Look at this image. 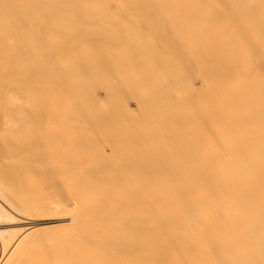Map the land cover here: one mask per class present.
Returning <instances> with one entry per match:
<instances>
[{
  "label": "bare ground",
  "instance_id": "1",
  "mask_svg": "<svg viewBox=\"0 0 264 264\" xmlns=\"http://www.w3.org/2000/svg\"><path fill=\"white\" fill-rule=\"evenodd\" d=\"M35 1L33 11L44 21L32 24L38 34L32 31L35 38L47 34L36 39L44 52L31 49L39 57L26 70L22 66L30 51L11 36L5 39L22 48L13 46L14 56L23 58L8 57L7 64L15 68L0 62L3 81L14 77L21 80L18 86L25 85L17 88L12 81L14 86L0 88L14 92L5 104V98L0 100L5 105L0 124L21 121L28 129L23 143L15 125L11 131L0 127L17 133L19 140L11 138L23 144L12 145L20 148L14 150L17 155L13 147L3 155L11 161L4 173L15 174L16 183L26 181L16 184L18 203L12 196L15 183L8 186L0 178V220L15 217L18 207L30 209L34 221L13 232L0 229V245L13 247L0 250V263L264 264V0H231L251 16L262 9L254 19L243 17L249 21L241 26L249 22L250 30L240 27L251 31L248 35L231 32L230 26V33L223 30L237 15L218 28L227 15L217 17L216 25L212 17L222 11L215 16L203 5L211 16L201 9L204 17L201 0L195 9L185 0H176L183 7L173 0L174 6L168 0ZM5 3L3 24L12 20L15 25L16 14L33 12L26 5L9 11L12 2ZM242 4L256 6L247 12ZM199 18L200 24L206 20L217 27L199 26L194 22ZM34 36L29 40L35 42ZM9 133L5 140L12 143ZM7 186L13 188L11 196ZM51 218L67 231L56 244L49 238L54 247L32 251L31 259L37 255L32 262L25 244L38 229L31 227ZM35 235L32 242L38 240Z\"/></svg>",
  "mask_w": 264,
  "mask_h": 264
},
{
  "label": "rangeland",
  "instance_id": "2",
  "mask_svg": "<svg viewBox=\"0 0 264 264\" xmlns=\"http://www.w3.org/2000/svg\"><path fill=\"white\" fill-rule=\"evenodd\" d=\"M8 1H9V0H8ZM8 1H7V0H4V2H2V1L0 0V3H1V4H0V8H2L3 10L8 11V7H9V6L5 5L6 7H4V5L2 4V3H5V2H6L5 4H8V3L12 2L11 4H8V5H11V8H9V9H10L9 11H12L13 9H14L15 11H16V10H19V6H18V5H26V8H28V7L30 6L31 10L33 11L34 8H32V5H33L32 3H34V2H35L34 5H35V7H36V10H37V8H38V7L36 6V1H35V0H34V2H32L33 0H32V1H31V0H28V1L30 2L29 5H28V4H25V0H24V1H23V0H21V1L19 0L20 3H19L18 0H17V2L19 3L18 5H15V4H16L15 0H10V2H8ZM13 1H14V3H13ZM28 1H26V2H28ZM111 1H112V2H111ZM117 1H120V0H110V1H108V2H110V3H115V2H117ZM155 1H156L158 4L160 3L159 0H155ZM161 1H162V0H161ZM170 1H171V0H170ZM177 1H178V0H177ZM177 1H176V0H173V1H171V2H172V4H174V5L178 3L177 5H181V7H183L184 5L181 4L180 1H183V3L186 1V2H187V3L185 2L186 7H188L187 5H188V3H189V6H190L189 8H191V6H192V7L195 9L194 6H195L196 4H197L196 7H197V8H200V7H198V5H199V3H200V1H198V0H197L198 3L195 2L196 0H195L194 2H192L193 0H185V1H184V0H180L179 2H177ZM188 1H190V2H188ZM220 1H221V0H201V5H202V6H201V8L199 9V11H200L202 8H204L203 5L206 6V7L208 6V10H210L211 8H212L211 10H215V11H211V10H210V12H214V13H212L213 15H214L216 12H218V11L220 12V10H221L222 12H220L217 16H216V14H215L216 18H217V17L219 18V17H221V15L223 16V15L226 14L227 16H226V18H225L224 20H223V18H224V16H223L222 19L220 20L221 22H220V21H217V22H220V24L218 23V25H217L216 20H219L220 18H219V19H218V18L215 19V17H212V19L214 18L215 21H214V20H213V21H214L215 24L218 26V28H219L221 25L224 26V24H227L226 22H227L228 19H229V21H232V20H233L232 18L234 17V20H235L236 15H237V17L240 15V14H239L240 11H241V13H244V12H245V9H244V11H242V10H237V9H239V8L242 9V8H244V7H240V6H238V7H234V6H235V1H234L233 6H232V4H231L233 1H231V0H226V1H227V4L224 3V4H226V6H224L223 4H221V6H220ZM228 1H231L230 4H231V6H232V10H230V9H231V6L228 4ZM236 1H237L239 4H241V3H243V1H245V0H242V2H241V0H240V1L236 0ZM248 1H251V0H246L245 2H248ZM253 1H254V3H256L255 0H252L249 4L253 3ZM257 1H258V0H257ZM21 2H23L24 4H21ZM31 2H32V3H31ZM37 2H39V1H37ZM175 2H177V3H175ZM223 2H224V0H223ZM237 2H236V3H237ZM168 3H170L169 0H168ZM221 3H222V2H221ZM170 4H171V3H170ZM172 4H171V5H172ZM193 4H195V5L193 6ZM206 4H207V5H206ZM239 4H237V5H239ZM2 5H3V6H2ZM174 5H172V6H174ZM177 5H175V6L177 7ZM215 5H217V6H215ZM228 5H229L230 7H229ZM242 5H243V4H242ZM12 6H13V7H12ZM16 6H18V7H16ZM172 6H171V7H172ZM209 6H210V9H209ZM211 6H212V7H211ZM227 6H228V7H227ZM243 6H245V5H243ZM255 6H256V5H255ZM255 6L253 7V5H252V6H249V7H251V8L253 7V8L255 9ZM14 7H16V9H15ZM23 7H25V6H23ZM206 7H205V9H202L201 11L204 10L203 12H205V11L207 10ZM222 7H223V8H222ZM226 7H227V9H226ZM247 7H248V6H247ZM12 8H13V9H12ZM17 8H18V9H17ZM30 8H29V9H30ZM172 8H175V7H172ZM213 8H214V9H213ZM220 8H221V9H220ZM234 8H235V9H234ZM236 8H237V9H236ZM245 8H246V6H245ZM251 8H249V9L246 8V10L248 9V10L250 11V10L253 9V8H252V9H251ZM11 9H12V10H11ZM21 9H22V11H27L25 8H22V7H21L20 10H21ZM191 9H192V8H191ZM228 9H229V10H228ZM258 9H259V8H258ZM258 9H257V11L255 10V12H258V11L262 10L261 8H260L259 10H258ZM14 10H13V12H14ZM36 10L33 11L31 14L18 15V16H21V17H18L17 14H16L15 17H17V18H16V19L13 18L14 21H15V25H16V26L13 25L14 22H13L12 20H9V22H10V21L13 22L12 24H11V22L8 23V20H6L7 24H6V22H4V24H3V22H1V20H0V25H1V27L5 30L4 32H3V30L0 31V33H2V35H0V38H1V37L3 38V39L1 38L2 40H0V43L3 42V44H2V47H3V48H1L2 50H0V54H1L0 62H3V61H1V59H2V60H4V62L7 60V61L5 62V64H7V62L9 63L8 59H9V58H10V59L12 58L11 55L13 56V58H16V59L21 60L20 58H23V57H17V56L15 57V56H14L15 54H13V52L15 51V49L13 48V46H15V48L22 49V48L17 47V46H18L19 42H22V41H23L22 43L25 44L24 47H26V48H23V49H24V50H25V49H26V50H29V51L31 52L32 56H34V55H36V56L31 57V58L34 59V61L31 62V63L29 64V63H28L29 60L31 61V58H30L29 56H31V55H30V52L27 51V53L29 54V56L25 55L24 57L27 56V59H26V60H27L28 62H27V61H25V62H27L29 65L27 66V64L23 61V62H24L23 64H25V66L23 65L22 68L25 67V69L27 70V69L30 67V65L32 66V64H36V63H35V61H36L35 59H37L36 57H39V56H37V55H38L37 52H39V49L42 51V47L37 45L38 43H36V39H37V37H38L37 40L42 39V38H44V37L47 35V34L44 33V31H43V32H41V35H40V34H39V36L36 35V36H37L36 38H35V36H34V35H35L34 33H36V34H38V33L36 32L37 30L35 31V27H34V28L32 27V24H36V23H38V22H39V23L41 22V24H43V21H44V20L40 21L42 18L37 19V18H38V17H37L38 15H37V13H36ZM196 10H198V9H196ZM208 10H207V12H209ZM233 10L238 11V13H236V11L234 12ZM248 10H247V12H249ZM263 10H264V9H263ZM201 11H200V12H201ZM34 12H35L36 14H35ZM203 12H201V13L203 14ZM207 12H205V14H206ZM255 12H254V14H256V15H254V16H253V13H252V16H251V13L246 14V12L244 13V15L241 14L242 16H241V15H240L241 17L239 16L240 19H237V17H236V20H238L239 22H237L236 20H235L236 22H235V21H234V22H231V23L228 22V23H230V24H229V25L227 24L228 26H224L225 28L222 27L223 30H224V31L226 30L228 33H230V31L232 32L233 30H235V31L237 30L236 33H238V32L240 31L239 34H242V33H243V35H245V34H246V35L250 34L251 31L249 32L248 30H241L242 28L246 29V27L249 26V22L247 23L248 25L244 24L245 26H241V24L243 25V23H241V22H242V21L245 22L246 20L249 21V20H248V17L245 18L246 20L243 18V17H245V15H246V16H247V15H250L249 17H252V18H249L250 20H251V19H254V17H255V18L258 17L257 13H255ZM201 13H200V16H198V17H203V16L206 17L205 14H203V16H202ZM222 13H223V14H222ZM198 14H199V12H198ZM230 14L232 15V17L230 16ZM234 14H235V16H234ZM29 15H30V16H29ZM36 15H37V16H36ZM213 15H212V16H213ZM219 15H220V16H219ZM12 16H13V15H12ZM12 16H11V18H12ZM28 16H29V17H28ZM228 16H230V17H228ZM13 17H14V16H13ZM31 17H33V18H31ZM34 17H36V18H34ZM39 17H40V16H39ZM184 17H185V16H184ZM207 17H208V19H210L211 16L209 17V13H207ZM227 17H228V18H227ZM239 17H238V18H239ZM260 17H261V14H260ZM262 17H263V16H262ZM5 18H7V16H5ZM8 18H10V17H8ZM21 18H22V19H25V18H26V19H29V20L31 19V21L34 20L35 22H34V23L32 22V23L28 24L29 22H28V23L22 22L23 20H21ZM186 18H188V17L186 16ZM196 18H197V16H196ZM242 18H243L244 20H243ZM263 18H264V17H263ZM1 19H2V18H1ZM3 19H4V18H3ZM173 19H174L175 21L177 20V18H175V17H173ZM178 19H179V18H178ZM182 19H183V18H182ZM193 19H194V18H193ZM202 19L204 20L205 18H202ZM18 20H20V21H18ZM36 20H37V21H36ZM38 20H39V21H38ZM198 20H199V21L194 20V22H195V23H199V22L201 21L200 18H199ZM240 20H241V21H240ZM178 21H179V20H178ZM207 21H208V20H207ZM222 21H225V22H223L224 24L222 23ZM247 21H246V22H247ZM176 22H177V21H176ZM204 22H205V23H202V22H201V24L199 23L198 25L201 26L202 24H206V23H207L206 20H204ZM214 22H213V23H214ZM17 23H18V24H17ZM209 23H212V22H209ZM209 23H207L206 25H209L210 27L212 26L211 28L214 30V29H215L214 26H216V25H215V24H213V25L211 24V25H210ZM234 23H235V25H234ZM5 24H6V25H5ZM27 24H28V25H27ZM231 24H232L233 26H236V29H235ZM239 24H240V25H239ZM9 25H10V26H9ZM17 25H18V26H21L22 28H28V29H30V31H32V30L35 31L34 33H33V31H32V35L34 36V40H35V42H34L33 40H32V41L29 40V38H30V39H33V36L30 34V33H31L30 31H28L27 29H21V28H20V29H17V27H18ZM157 25H158V24H157ZM192 25H193V24H192ZM198 25L196 24L195 26L197 27ZM219 25H220V26H219ZM238 25H239V26H238ZM13 26H14V27H13ZM158 26H159V25H158ZM158 26H156V27H157L156 30H158V29L160 28V27L158 28ZM217 26H216V27H217ZM229 26H230V29H229ZM237 26H238V27L241 26L242 28L240 27V30H239V28H238ZM10 27H11V28H10ZM36 27H37V26H36ZM227 27H228V28H227ZM2 28H1V29H2ZM18 28H19V27H18ZM218 28H216V29H218ZM222 28L220 29L221 31H223ZM232 28H233V30H232ZM249 28H250V27H249ZM249 28L247 27V29H249ZM6 29H7L8 31H6ZM228 29H229L230 31H228ZM9 30L11 31V33H16V31H17V32L20 31V33H16V35H14V34H10V31H9ZM13 30H14V31H13ZM15 30H16V31H15ZM24 30H25V31H28L29 33H27V32H26V33L23 32ZM249 30H250V29H249ZM215 31H216V30H215ZM215 31H214V33H215ZM221 31H220V32H221ZM224 31H223V34L226 33V31H225V33H224ZM244 31H245V33H244ZM5 32H7V33L9 34V36L4 37V33H5ZM22 32H23L24 34H22ZM158 32H159V30H158ZM216 32L220 33V32H219V29H218ZM252 32H254V31L252 30ZM259 32H260V31H259ZM7 33H6V34H7ZM218 33H215V34H218ZM247 33H248V34H247ZM254 33H256V31H255ZM254 33H251V34H254ZM8 34H7V35H8ZM21 34H22V35H21ZM43 34H44V36H43ZM156 34H158V33H156ZM220 34H222V32H221ZM30 35H31L32 37H31ZM218 35H219V34H218ZM11 36H13V38L15 37L13 40H15V41L18 42V43L16 42V43H17V46L15 45L16 43H14V44L12 43L13 40H12V42H11L10 39L7 40L8 37H11ZM22 37H23V40H22ZM24 37H26V38H24ZM28 37H29V38H28ZM5 38H7V39H5ZM11 39H12V38H11ZM16 39H17V40H16ZM26 39H28L29 41L26 40ZM3 40H5V41H3ZM25 40H26V41H25ZM8 41H9V44H10V45L8 44ZM5 42H6V43H5ZM28 42L32 44V45L30 46V48H27V47L30 45V44H28ZM4 44H5V45H4ZM12 44H13V45H12ZM26 44H27V46H26ZM6 45H7V46H6ZM21 45H22V44L20 43L19 46H21ZM0 46H1V44H0ZM4 46H5V47H4ZM9 46H10V47H9ZM35 46H36V48H35ZM22 47H23V45H22ZM7 48L10 50V52H11L12 54L9 55L10 52H9V50H8ZM10 48H11V49H10ZM3 49H5V50H7V51H5V50H3ZM13 49H14V50H13ZM31 49H32V50H33V49H36V50H33V51H37V52L34 54L33 51H32ZM15 52H16V51H15ZM22 52H23V51H22ZM42 52H44V51H42ZM42 52H41V53H42ZM16 53H17V52H16ZM24 53H26V52H24ZM21 54H22V55H21ZM18 55L23 56L24 54H23V53H20V54H18ZM43 55H44V54H41L40 56L43 57ZM3 56H4V57H3ZM5 56H6V59H5ZM8 57H9V58H8ZM43 58H44V57H43ZM10 59H9V60H10ZM12 60L14 61L15 59H12ZM24 60H25V59H24ZM14 62H16V61H14ZM12 63H13V62H12ZM12 63H10L9 65H8V64H7V65L2 64V65H3L2 67H7V66L9 67ZM16 63H19V64H17L16 67H19V66L22 65L21 62H18V61H17ZM0 64H1V63H0ZM34 66H35V65H34ZM2 67L0 66V68H2ZM11 67H14V68H15V64H14V66L11 65ZM19 68H21V67H19ZM22 68H21V69H22ZM0 70H1V69H0ZM15 75H18V74H14V76H15ZM17 77H18V76H16L15 78H17ZM0 78H1V77H0ZM1 79H2V81L0 80V88H1V89H2V86H3V87H6V86H9V85H12V84H16V86H18V84L20 83L19 81H21V80H19V79H16L17 82L14 81V77H11V78L8 77V79H6V80L4 79V81H3V78H1ZM10 79H11V80H10ZM12 81H13V83H12ZM18 82H19V83H18ZM22 82H25V81H22ZM11 83H12V84H11ZM20 84H21V83H20ZM12 86H14V85H12ZM24 87H25V85L22 86V87L18 86L17 88H22V89H23ZM27 87H28V86H27ZM27 87H26V89H27ZM1 89H0V94H1V95H0V100H3L2 98H5V100H3L4 103H3V101H1L3 104H5V103H6V100H7V99H6V96L10 97V94H13L14 92H12V91H7V92H6V90H4L5 88H4L3 90H1ZM6 89H7V88H6ZM26 89H25L24 92H27ZM28 89H30V88H28ZM16 92H17V91H16ZM6 94H7V95H6ZM18 95H21V94L18 93ZM18 95H17V96H18ZM22 96H24V95H22ZM27 96H28V98L30 97L29 94H28ZM8 97H7V98H8ZM30 99H31V98H30ZM2 103H0V104H2ZM3 107L5 108V105H3ZM3 107L0 106V108H3ZM0 110H2V109H0ZM3 110H4V109H3ZM2 114L4 115V111H3ZM2 114H1V115H2ZM3 115H2V117H3ZM2 119H3V118H2ZM9 120H10V121H13L11 118H10ZM23 120H24V119H23ZM0 121H1V119H0ZM8 122H9V121H8ZM10 123L13 124V125H11ZM10 123L5 124L4 127H5V128H8V129H7L8 131H11L10 129H12V126L15 125L16 128H19V131H18V132H17V131H13V133H14V132H17V133L20 135V137H22V139H20L19 137H15V136L18 135L17 133H16L17 135H16V134L13 135L12 133H11V134H12V135H11L9 132H6L5 129H4V131H1L2 129H0V142H1V143H0V144H1V145H0V167H1V169H0V174H1V175H0V178H2V179H4V180H5V178H6L5 181H8V182H6V184L8 183V184H7L8 186H11V187H12V186H13V183H15V189H14V191H16V189L19 191V189H18V186H19V185L16 186V184H17L18 182H20V180L22 181L23 178L20 179V180L18 179V182L16 183L15 181L17 180V177H16V180L13 179V177L15 178V176H14L15 174L13 175V174L11 173V174H12V175H11L10 173H6V174L4 173V171H6V167H5L6 163H7V164H8V163H11V161H10L9 159H8L9 162H7V161H8L7 159L4 161V159L6 158V157H4V156H5V155L8 156L7 153H11L12 151H13V154H15L16 152H15L14 150H16V151H19V150H20V148H18L19 150H18V149H14L15 147H13V146L16 145V147H19V146L23 145V144H20V145H19V143H21L22 141H23V143H25L24 141H25V138L27 139L26 132H27L28 129H26V127H25L26 124H24L23 126L21 125V124H23V123H21V121H20V124H18V123H14V121H13V122H10ZM20 125H21V126H20ZM6 126H8V127H6ZM9 126H10L11 128H9ZM0 127L2 128L3 126H1V124H0ZM4 127H3V128H4ZM17 130H18V129H17ZM8 133H9V137L7 136V140H8V138H10L9 140H12V141H10V142H12V143H7V142H9V141L6 142V140H5L6 135H8ZM10 135L13 136L14 138H16L17 140L20 139L21 142H20V141H16V140H14V141H15V142H14V141H13V137L11 138ZM18 138H19V139H18ZM3 139H4V141H3ZM13 142H14V143H13ZM6 145H7V147H6ZM12 145H13V146H12ZM17 145H19V146H17ZM9 147H11V148L9 149ZM12 147H13V150L11 151ZM6 148H7V149H6ZM8 149H9L11 152L8 151ZM5 152H7V153L5 154ZM3 155H4V156H3ZM15 155H17V154H15ZM15 155H14V156H15ZM2 156H3V157H2ZM10 157H13V156H10ZM10 157H8V158H10ZM15 157H16V156H15ZM3 158H4V159H3ZM10 159H11V158H10ZM17 159H18V158H17ZM17 159L14 158L15 161H16ZM11 160H12V162H13V159H11ZM17 161H18V160H17ZM21 162H23V161L20 159V160L18 161V163H21ZM13 163H14V162H13ZM15 164H16V163H15ZM4 167H5V169H4ZM7 169H8V167H7ZM12 170H13V168H12ZM6 172H7V171H6ZM9 172H11V170H9ZM4 174H5V177L3 176ZM8 175H9L10 177H9ZM2 176H3L4 178H3ZM16 176H17V175H16ZM8 177H9L10 179H9ZM18 177H19V176H18ZM24 178H25V177H24ZM7 179H9V180H7ZM26 179H28V178H26ZM12 180H14V182H13ZM0 181H1V180H0ZM24 181H25V179H23V182H24ZM28 181H29V180H28ZM28 181H27V182H28ZM25 182H26V181H25ZM3 183L5 184V182H3ZM0 184H2V182H1ZM20 184H21V183H20ZM29 184H30V183H29ZM8 186H7L6 189H7V190H8L9 188L11 189V190H10V196H11V194H12L11 191H13V188H11V187L8 188ZM1 187L3 188V186H1ZM13 187H14V186H13ZM4 188H5V186H4ZM28 192H29V191H28ZM8 193H9V190H8ZM19 193L21 194V191H20ZM16 194H17V191H16V193L13 192L12 196H13V195H16ZM28 194L31 195V193H27V192H26V195H27V196H28ZM32 194H34V193H32ZM10 196H9V198H10ZM18 196H19V195H16V199H17V200H16V199H15V200H16L18 203H19V202H22V201H19V200H18V199L21 198V197L19 198ZM33 197H35V196H33ZM14 198H15V197H13V199H14ZM28 198H29V197H28ZM20 200H22V199H20ZM8 202H9V201H8ZM13 202H14V201H10L9 204H11V203H13ZM17 202H15V203H17ZM15 203H13L15 206H17V205L19 206V204H15ZM25 203H26V202H25ZM26 204H27V205H26ZM26 204H25V206L23 207V209H25L26 206L28 207V203H26ZM21 207H22V206H21ZM27 207H26V209H27ZM6 208L8 209V207H6ZM15 208H16V207H14L13 209H14V210L18 209L19 212L21 211V212H24L25 214H24V213L19 214V212L17 213V210H16V213H17V214H16L15 211H14V212H13V213H14L13 215H14L15 217H10V220H8L9 218H8V219H7V218H2V219H1L2 221L0 220V221L2 222V223L0 222V225H1V226H0V229H1L2 227H4V228H2V229H4V230H5V229H9L10 231H12L11 229H20V227H21V228L23 227V229H24L25 226L28 227V226L32 225V222L34 221L32 218H34V217H33L32 215H28V214H31V213H30V209H29V212H28V209L22 211L21 208H20L21 210H20L18 207H17L16 209H15ZM25 211L28 212V213L26 214ZM32 214H33V213H32ZM16 215H17V216H16ZM19 215H20V216H19ZM33 215H35V214H33ZM18 216L21 217V218H19ZM4 217H5V216H4ZM6 217H7V216H6ZM8 217H9V216H8ZM16 217H17V218H16ZM13 218H14V219H13ZM18 218H19V220H18ZM29 218H30L32 221L29 220ZM5 219H7V220H5ZM11 219H12L13 221H12ZM15 219H16V220H15ZM22 219H23V220H22ZM25 220H26V221H25ZM23 221H24V222H23ZM30 221H31V223H30ZM38 221H39V222H38L37 225H35V227H31V228H33V229H34V228L38 229V230H36L38 233H36V231H34L36 235L38 234L37 236L35 235V240L38 239V240H36L37 242H32V240H31V239L34 238V232H33V237H32V235H31V238H29V241H31L32 243H35L36 245H35V244H32V243H29V241L26 242V244L24 243V244L27 245L28 247L25 246L24 244H23L24 246L21 245V247L25 248V250H26L27 248H30V255L28 256V258L30 257L29 260H32V262L35 261V260L37 259V258H36L37 255L35 256V253H34V255H33V256H35V257H34L35 259H34V260L31 259V257H32V255H31L32 253H31V252H32V251H35V252H36L37 249H41L42 246H43V248H44V246H52V245L54 244V243L51 242L52 239H54V242H55V244H56V240L60 241L61 236L64 234V231H65V232L67 231V230H64V229H66V227H63V226L60 227L61 225H60V226L57 225V224L60 223V221H54V219H52V218H51V219H48V220H47V219H44V221H43V220H38ZM40 221H41V222H40ZM50 221H51V222H50ZM9 222H10V223H9ZM13 223H14V224H13ZM7 224H8V225H7ZM25 224H26V225H25ZM16 226H17V227H16ZM50 226H51V227H50ZM7 227H8V228H7ZM13 227H14V228H13ZM38 227H39L40 229H39ZM44 227L46 228V230H47V228L50 229V230H47V231H48V232H47V231L45 230ZM52 227H53V229H52ZM42 228H44V230H43ZM57 229H58L59 231H58ZM29 230H31V229H29ZM63 230H64V231H63ZM15 231H16V230H14V232H15ZM18 231H19V230H17L16 232H18ZM44 231H46L47 233L44 232ZM12 232H13V231H12ZM51 232H53V233H51ZM47 234H48V235H47ZM59 234H60V235H59ZM53 235H54L55 237H53ZM47 236H48V237H47ZM56 236H58V237H56ZM36 237H37V238H36ZM40 237H41V238H40ZM46 238L48 239V241L50 240L49 238H51V241H49V242L52 243V244H49V242L46 240ZM57 238H60V239H57ZM0 239H1V236H0ZM40 240H41V241H40ZM39 242L42 243V244H40ZM0 243H1V240H0ZM45 243H47V245H44ZM57 243H58V242H57ZM29 244H30V245H34L35 247H37L38 245H40V246H39V248L37 247V248L34 249V248H32L33 246H29ZM37 244H38V245H37ZM2 245H3V244H2ZM9 245H12V244H9ZM9 245H7V246H9ZM4 246H5V245H4ZM13 246H18V247H16V248H14V249H16V251H17V250L19 249V247H20V245H13ZM55 246H56V245H55ZM10 247H12V246L7 247V248H9V249H7L6 246H5L4 249H5V248H6V249L4 250V249H3V246L0 245V248H1L0 250L3 249L2 251H5V252H6V250H12V249H13V247H12L11 249H10ZM21 247H20V249H21ZM26 247H27V248H26ZM53 247H54V245H53ZM49 249H51V248L49 247ZM42 250H43V249H42ZM27 252H28V249H27ZM36 253H37V252H36ZM32 258H33V257H32ZM28 262L30 263V261H28ZM0 264H1V263H0ZM3 264H4V263H3ZM16 264H17V263H16ZM31 264H35V263L33 262V263H31Z\"/></svg>",
  "mask_w": 264,
  "mask_h": 264
}]
</instances>
